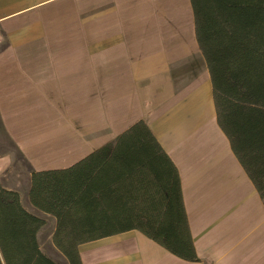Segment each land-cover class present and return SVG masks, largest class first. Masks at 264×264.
Masks as SVG:
<instances>
[{"label": "crops", "instance_id": "1", "mask_svg": "<svg viewBox=\"0 0 264 264\" xmlns=\"http://www.w3.org/2000/svg\"><path fill=\"white\" fill-rule=\"evenodd\" d=\"M0 32V121L28 170L70 167L143 120L178 171L200 262L128 231L79 245L81 264H264V205L218 127L190 0H0ZM12 163L0 151V182L61 255Z\"/></svg>", "mask_w": 264, "mask_h": 264}, {"label": "trees", "instance_id": "2", "mask_svg": "<svg viewBox=\"0 0 264 264\" xmlns=\"http://www.w3.org/2000/svg\"><path fill=\"white\" fill-rule=\"evenodd\" d=\"M190 2L218 127L264 205V0ZM0 135L26 163L1 121ZM29 174L30 203L54 218L52 243L68 264H81L79 245L128 231L200 262L178 171L143 120L70 167ZM46 222L0 182V264H57L37 240Z\"/></svg>", "mask_w": 264, "mask_h": 264}, {"label": "rangeland", "instance_id": "3", "mask_svg": "<svg viewBox=\"0 0 264 264\" xmlns=\"http://www.w3.org/2000/svg\"><path fill=\"white\" fill-rule=\"evenodd\" d=\"M2 38V37H1ZM0 38V45L2 43V45L6 46L7 44H3V39ZM5 43V41H4ZM0 151H5V152H9L11 154V156L13 157V163H12V167L11 170L15 171V174L19 177V178H23L24 176H27L29 173L28 167L26 166V163L23 162L22 160H19L16 156H14V149L11 148L9 142L7 139H5L2 135H0ZM48 229V227H47ZM50 255H52V259L57 263V264H68L65 260L64 257H62V255H57V254H53L51 253Z\"/></svg>", "mask_w": 264, "mask_h": 264}]
</instances>
